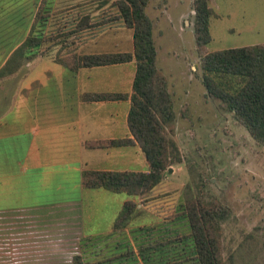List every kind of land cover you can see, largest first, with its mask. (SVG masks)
Returning <instances> with one entry per match:
<instances>
[{
	"label": "crops",
	"instance_id": "1",
	"mask_svg": "<svg viewBox=\"0 0 264 264\" xmlns=\"http://www.w3.org/2000/svg\"><path fill=\"white\" fill-rule=\"evenodd\" d=\"M39 5L49 14L42 35L58 34V40L50 42L47 54L24 61L7 80H0V264L48 260L71 264L70 253L79 255L83 264H143L138 249L172 237L182 225L179 219L148 224L130 220L113 228L125 201L135 203V213L142 201L80 184L83 170L148 171L134 141L115 147L85 146L88 141L132 139L126 115L133 61L70 71L51 54L96 53L91 49L99 37L120 35L113 32L124 28L114 21L111 32L104 27L76 31L81 17L89 22L99 19L94 0H24L20 11L0 15V66L26 36ZM111 47L110 51H119L116 43ZM111 68L122 69L115 79L105 76L106 71L118 73ZM90 92L127 97L81 100L82 93Z\"/></svg>",
	"mask_w": 264,
	"mask_h": 264
},
{
	"label": "rangeland",
	"instance_id": "2",
	"mask_svg": "<svg viewBox=\"0 0 264 264\" xmlns=\"http://www.w3.org/2000/svg\"><path fill=\"white\" fill-rule=\"evenodd\" d=\"M23 1L0 0V15L20 11ZM104 1L94 0L100 19L116 12L111 7L114 0H106L105 5ZM207 4L213 10L208 22L207 51L264 43V0H208ZM156 9H160V15ZM144 12L154 35L155 67L170 100L172 117L162 126L174 149L168 148L169 164L161 182L147 195L149 198L135 197L143 206L130 223L174 219L179 204L182 206L189 198L215 201L228 209L219 235L224 264H264V146L249 135L224 104L206 94L201 84L193 39L192 0H148ZM118 23L117 27L124 29L113 33L121 32L120 35L99 37L92 51H110L111 43H116L119 51H131V29ZM115 25L108 23L98 29L110 30ZM44 44L40 49L46 48ZM108 70L118 72L115 75L106 71L108 79H115L122 71ZM10 75L6 73L0 80ZM155 205L158 207L152 212ZM179 222L182 225L175 231L184 235L188 228L185 221ZM51 251L55 247L49 254ZM70 256L73 253L68 255V261ZM43 264L68 263L48 260Z\"/></svg>",
	"mask_w": 264,
	"mask_h": 264
},
{
	"label": "trees",
	"instance_id": "3",
	"mask_svg": "<svg viewBox=\"0 0 264 264\" xmlns=\"http://www.w3.org/2000/svg\"><path fill=\"white\" fill-rule=\"evenodd\" d=\"M148 0H114L115 14L108 18L89 22L81 17L76 31L95 28L120 21L131 29V51H107L77 53L69 51L55 57L57 63L70 71L83 67H97L133 61L134 73L129 94L126 124L132 139L116 138L88 141L89 148L115 147L133 143L140 148L148 165L146 172L83 170L80 174L82 188L103 189L128 196L144 195L152 191L162 180L168 166V148L174 149L166 138L163 123L171 119L170 100L164 88L163 77L155 67V47L151 21L144 12ZM193 39L199 56L201 84L206 94L224 104L249 135L264 146V43L242 47L207 51L210 41L208 22L213 10L207 0H192ZM42 5L37 8L31 26L24 39L10 52L0 67V77L14 73L24 61L44 55L57 35L44 37L42 27L48 17ZM89 22V23H88ZM67 32L60 34L66 35ZM59 38V37H58ZM48 41L45 49L42 42ZM65 40H60L64 42ZM125 93H82L83 101L125 99ZM173 146V147H172ZM135 203L125 201L113 228L127 224L135 213ZM176 220L186 223L188 232L162 238L153 245L138 249L143 264H224L221 258L220 224L228 209L215 201L199 202L192 198L179 204ZM71 264H83L79 255Z\"/></svg>",
	"mask_w": 264,
	"mask_h": 264
},
{
	"label": "water",
	"instance_id": "4",
	"mask_svg": "<svg viewBox=\"0 0 264 264\" xmlns=\"http://www.w3.org/2000/svg\"><path fill=\"white\" fill-rule=\"evenodd\" d=\"M168 171H170V168L168 169Z\"/></svg>",
	"mask_w": 264,
	"mask_h": 264
}]
</instances>
